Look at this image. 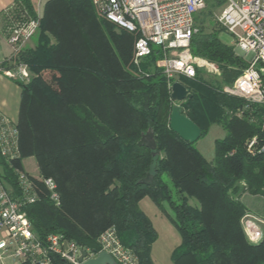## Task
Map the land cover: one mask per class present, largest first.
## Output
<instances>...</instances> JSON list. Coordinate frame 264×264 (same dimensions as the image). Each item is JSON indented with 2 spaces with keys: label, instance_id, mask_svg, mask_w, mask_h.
Segmentation results:
<instances>
[{
  "label": "trees",
  "instance_id": "1",
  "mask_svg": "<svg viewBox=\"0 0 264 264\" xmlns=\"http://www.w3.org/2000/svg\"><path fill=\"white\" fill-rule=\"evenodd\" d=\"M13 4L15 17L25 12L35 18L29 0ZM2 16L5 34L8 21L5 12ZM36 35L34 47L0 64L10 71L24 64L30 75L26 84L17 81L16 166L24 170L21 161L33 158L39 175L54 180L60 198L54 206L42 192L40 201L26 207L36 235L61 233L97 254L99 235L114 227L140 264H152L157 234L139 208L148 197L181 237L173 264H264V238L257 245L248 243L242 228L248 211L240 200L244 190L264 196V154L252 156L244 148L253 136L264 144V107H251L256 122L231 117L228 112L241 106V100L211 87L198 72L194 79L182 77L179 83L192 99L179 105L200 128V137L212 124L225 131L208 162L169 128L174 104L166 78L154 65L162 57L159 49L133 65L137 35L104 20L91 0L47 1ZM190 51L230 84L248 66L213 34H195ZM149 129L156 142L154 155L138 145ZM1 172L14 184L2 159ZM147 174L151 186L139 183ZM54 263L68 264L60 258Z\"/></svg>",
  "mask_w": 264,
  "mask_h": 264
},
{
  "label": "built area",
  "instance_id": "2",
  "mask_svg": "<svg viewBox=\"0 0 264 264\" xmlns=\"http://www.w3.org/2000/svg\"><path fill=\"white\" fill-rule=\"evenodd\" d=\"M221 1L223 6L217 22L231 35L234 49L252 56L233 84L222 90L227 96L243 102L228 114L256 122L250 113L251 107H264V0ZM91 3L104 20L137 35L133 65L138 67L151 55L153 48L160 50V69L169 89L176 78L194 79L199 70L220 75L215 66L193 56L190 51L191 38L197 33L195 17L205 8L206 0H91ZM15 11L14 4L4 11L8 19L5 37L11 49L10 57L17 55L35 36L41 17L38 12L35 18L28 17L25 12L15 17ZM2 73L23 84L30 79L24 64ZM244 148L252 156L264 154V144L257 136L247 139ZM0 159L14 179L11 184L7 175L0 173V264H55L54 258L68 264H81L78 261L81 251L86 254L83 261L94 257L96 254L83 250L61 233H49L40 238L33 231L26 207L40 201L42 192L54 206H59L57 185L51 178L36 180L16 166L20 160L17 123L1 112ZM242 228L249 244L257 245L263 240L264 219L247 213L242 218ZM97 243L100 252L109 254L116 264H140L138 257L122 246L114 227L101 233Z\"/></svg>",
  "mask_w": 264,
  "mask_h": 264
},
{
  "label": "rangeland",
  "instance_id": "3",
  "mask_svg": "<svg viewBox=\"0 0 264 264\" xmlns=\"http://www.w3.org/2000/svg\"><path fill=\"white\" fill-rule=\"evenodd\" d=\"M221 0H207L205 8L197 14L196 26L197 34H213L216 35L218 40L227 45L232 46V37L230 34L225 32L222 27L217 22V16L222 9ZM95 9V8H94ZM96 11V10H95ZM8 20V19H6ZM0 22L2 26L4 25L5 18L1 16ZM37 35L29 40L26 47H31L36 44ZM234 49V48H233ZM235 54L243 59L246 64L252 60L251 55H242L236 49H234ZM160 60H157L154 65L160 69ZM1 72L4 70H0ZM199 77L202 78L204 82L209 84L211 87L218 89L219 91L231 86L233 82L237 79L235 77L232 83H227L222 77L221 72L219 76L213 73L205 72L204 70H199ZM197 73V74H198ZM182 77L176 78L175 82H179ZM225 136V131L223 128L217 124H212L208 129V132L200 137L195 143V148L199 153L208 161L212 162L214 158V144L216 140H220ZM23 169L31 176L35 177L36 180L41 179L42 176L39 175L38 169L33 158H27L22 160ZM165 183L171 190V194L174 200H177V194L175 189L172 187L169 179L164 177ZM240 200L245 205L248 213L255 218L264 219V196L262 195H250L247 190L240 195ZM194 203V202H193ZM140 209L149 218L151 224L157 234V239L151 247V261L152 264H173L172 254L173 251L181 245V237L179 236L176 229L169 222V220L162 215L159 209L154 205V203L148 198H143L139 205ZM167 212L171 214L170 209L167 207ZM246 215V214H245ZM244 215V216H245Z\"/></svg>",
  "mask_w": 264,
  "mask_h": 264
},
{
  "label": "water",
  "instance_id": "4",
  "mask_svg": "<svg viewBox=\"0 0 264 264\" xmlns=\"http://www.w3.org/2000/svg\"><path fill=\"white\" fill-rule=\"evenodd\" d=\"M192 95L188 90L179 82H173L170 88V100L173 102L169 116V128L180 139L185 142L194 144L201 136L200 128L195 125L187 116L183 113L179 104L184 101L191 100ZM138 145L150 150L153 155L156 149V142L151 129L143 134L138 141ZM140 184L151 186L153 184L152 177L147 174L145 178L139 181ZM86 254L81 251L78 261L81 264H116L114 259L104 251L97 253L94 257L88 258L83 261Z\"/></svg>",
  "mask_w": 264,
  "mask_h": 264
},
{
  "label": "crops",
  "instance_id": "5",
  "mask_svg": "<svg viewBox=\"0 0 264 264\" xmlns=\"http://www.w3.org/2000/svg\"><path fill=\"white\" fill-rule=\"evenodd\" d=\"M47 1L49 0H29L30 5L33 7L34 11L38 12L40 16L42 14L44 4ZM13 2L14 0H0V18L2 16V13L6 9H8L13 4ZM32 47L33 46L28 48ZM10 55L11 49L6 41V37L2 29V24L0 22V64L6 61L10 57ZM20 100L21 87L19 86L17 81L15 79L6 77L2 72H0V112L15 123H17L18 121ZM142 200L139 202V205Z\"/></svg>",
  "mask_w": 264,
  "mask_h": 264
}]
</instances>
